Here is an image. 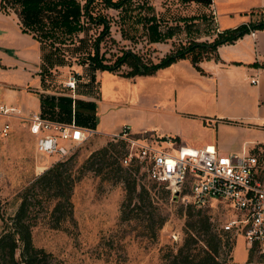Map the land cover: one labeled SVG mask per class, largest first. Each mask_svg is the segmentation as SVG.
I'll use <instances>...</instances> for the list:
<instances>
[{
	"label": "rangeland",
	"instance_id": "1",
	"mask_svg": "<svg viewBox=\"0 0 264 264\" xmlns=\"http://www.w3.org/2000/svg\"><path fill=\"white\" fill-rule=\"evenodd\" d=\"M78 1L82 3L84 0ZM94 2L92 12L102 14L109 21V32L98 43L99 53L104 54L106 61H111L123 48L138 52L144 59H156L180 41L191 38L210 39L216 31L209 0H130L123 4L120 12L104 6L100 0ZM150 6L160 20L161 29L165 25H174L175 22L180 25L179 28H174L170 37L149 41L142 25L134 22L136 16L152 12ZM4 8L2 12L17 15V5L5 3ZM180 17L185 19L181 20ZM18 24L20 26V21ZM100 28L101 25L84 21L81 31L73 32L69 36L65 34L67 37L64 40L61 39L63 33L57 32L60 38H53V45L56 46V53L63 56V62L53 63L41 71L44 84L58 88L73 73L74 86L66 85L67 88L64 85L71 94L89 90L93 96H98L99 81L96 73L100 69H94L95 76L90 82V66L82 59V54L91 49V39ZM121 29L128 35L121 33ZM28 32L40 36L41 41H38L41 52L53 48L48 43L52 35L46 38L37 29H30ZM77 36H83L86 43H77ZM126 68L123 64L110 71L119 75L118 72ZM100 84L102 97L114 93L117 90L115 85L120 86L113 74L105 69L101 72ZM144 91L146 92L143 90L139 93L138 102H116L113 107L121 106L123 109L119 108L114 113L115 117L117 120L126 119L130 127L135 125L134 121L142 119L146 125L154 124L168 132L172 120L160 114L161 111L152 105V93ZM127 113L131 114L130 120L126 118ZM25 135L26 132L11 127L8 135L0 136V228L1 216L12 213L17 205V190L33 175L56 160L64 159V164L70 167L71 175L75 176L90 150L101 146L107 140L118 142L106 134L92 131L82 142L67 144V153L60 156L55 152H38ZM263 146L264 143L258 148L264 149ZM123 150L124 146L119 143L107 149L106 159L113 160L110 165L114 168L110 170H106L110 165H106L101 171L82 168L70 191L72 218L63 219L58 226H52L47 212L40 208L35 223L31 226V239L35 245L49 250L54 258L64 264H161L163 253L169 248L175 249L188 230L200 231L204 227L203 223L208 222V229L215 230L220 237L217 258L222 264H264L254 248L251 251L248 249L249 244L247 245L241 232H230L221 228L227 218L236 215L227 201L210 198L202 204H196L190 200H181L160 184H145L140 180V174L129 173L122 165L115 169L117 160L120 164L118 157ZM37 164L43 166L38 167ZM132 176L134 189L129 205L137 202L139 207H133L132 212L136 211L135 215L120 218L124 184ZM140 186L146 188L148 197L144 195L138 200L137 191ZM149 214H152L153 220L146 218ZM159 214H164L165 219L159 227L154 228ZM197 234L198 237L205 236L203 231ZM226 238L228 241L224 243Z\"/></svg>",
	"mask_w": 264,
	"mask_h": 264
},
{
	"label": "crops",
	"instance_id": "2",
	"mask_svg": "<svg viewBox=\"0 0 264 264\" xmlns=\"http://www.w3.org/2000/svg\"><path fill=\"white\" fill-rule=\"evenodd\" d=\"M260 6H264V0H210L216 30L246 22L250 17L247 11ZM18 22L16 14L0 10V102L19 110L14 115L0 114V123L7 118L11 127L26 132L25 137L33 142V146L34 136L27 129L26 115L40 112L41 95L59 94L72 98L70 117L59 120L73 119L82 126L87 125L74 118L73 98L94 100L95 124L87 127L102 135L127 124L131 131L151 129L159 135L167 134L177 142L209 145L222 153L252 150L264 143V66L250 64L253 60L264 61V29L244 32L233 41L217 44L216 57L198 60L202 71L196 69L187 57H179L152 73L131 76L118 75L103 68L113 74L120 86L115 85L117 90L114 93L102 97L100 80L103 69L96 73L98 96L86 91L73 95L65 84L58 88L44 84L40 43L31 33L21 31ZM251 75L256 76V82H249ZM143 90L152 93V105L161 111L160 114L172 120L168 132L154 124L146 125L142 119L134 121L135 125L130 127L126 119L117 120L115 117L114 113L123 109L113 107L116 102H138ZM130 117L131 114L127 113L126 118L130 120Z\"/></svg>",
	"mask_w": 264,
	"mask_h": 264
},
{
	"label": "trees",
	"instance_id": "3",
	"mask_svg": "<svg viewBox=\"0 0 264 264\" xmlns=\"http://www.w3.org/2000/svg\"><path fill=\"white\" fill-rule=\"evenodd\" d=\"M94 1L84 0L79 3L78 0H6V2L0 0V10H5V3L17 5L18 10L16 13L20 21V30L28 32L30 29H37L46 38L52 35L53 37L48 39L49 45H53V38H60V36H57V32L63 33L61 39L64 40L67 37L65 34L69 36L73 32L81 31L84 21L101 25L98 33L91 39V49L85 50L82 54V59L86 60L90 66L88 76L90 82L94 79L95 68L116 70L124 64L127 68L118 73L131 76L133 74L152 73L158 67L167 65L179 57H187L196 69L202 71L198 60L210 56L216 57L217 44L233 41L236 37L250 30L264 29V6L253 7L247 11L250 17L246 22L234 27L216 30L210 39L191 38L184 42L180 41L174 47L157 56L156 59L151 57L144 59L138 52L130 48H123L111 61H106L104 54L99 53L98 43L109 32V21L102 14L92 12ZM127 1L130 0H100L104 6L118 9V12ZM150 8L152 7L150 6ZM180 18L181 20L185 19L184 17ZM134 22L142 25L143 32L149 41L170 37L174 28L180 27L178 22H175L174 25H165V28L161 29L160 20L156 17L153 8L150 13L136 16ZM120 32L128 35L124 29H121ZM32 36L41 41L39 35L32 34ZM76 39L77 43L82 42L80 45L86 43L83 36H77ZM55 47L53 45L52 49L41 52V71L53 63L63 62V56L56 53ZM250 64L264 66V61L253 60ZM85 91L89 92V90ZM71 99L70 96L62 94L56 96L41 95L39 113L43 116L68 119L70 117ZM73 101L75 121L94 127L95 101L81 97H75ZM118 143L120 146H124L121 140H118V142L107 140L101 146L90 150L83 158L79 166L80 171L75 176L71 175L70 167L64 164V159L56 160L33 175L17 190L18 202L14 211L4 217L1 216L0 264H64L54 258L49 250L32 242L31 226L35 223L36 214L40 211V208H44L48 217L52 220V226H58L63 219L72 218L70 191L75 179L78 178L84 168L101 171L106 165H110L113 160L106 159L107 149ZM113 159L116 161L115 158ZM121 165L117 160L115 169L123 166L129 173L131 172L127 166ZM112 168L114 167L110 165L106 170ZM133 178L134 176L131 179H126L124 184V195L120 201L119 209L120 218H129L135 215L136 211L132 212L133 207H139L137 202H133L131 206L129 205L133 196ZM144 195L148 197V192L145 187L140 186L137 191V199L141 200ZM146 218L153 220L152 214H149ZM164 219L165 215L159 214L155 220L154 228L159 227ZM186 223L190 224L187 220ZM203 224L202 230H195L196 232L188 230L182 242L175 249L169 248L168 251L164 252L161 264H222L217 258L220 237L215 230L208 229V222ZM201 231L205 233V236L198 237L197 233ZM227 241L226 238L224 243H227ZM248 249L251 251L252 246H249Z\"/></svg>",
	"mask_w": 264,
	"mask_h": 264
},
{
	"label": "built area",
	"instance_id": "4",
	"mask_svg": "<svg viewBox=\"0 0 264 264\" xmlns=\"http://www.w3.org/2000/svg\"><path fill=\"white\" fill-rule=\"evenodd\" d=\"M252 33V30L249 31ZM75 74L64 80L74 86ZM249 82H256L251 75ZM13 106L0 102L1 115L18 114ZM25 120L34 136L38 152L67 153V144L80 143L93 131L74 122L29 112ZM11 130L7 118L0 123V136ZM108 136L123 141L124 150L118 157L140 180L161 184L181 200L202 204L210 198H219L236 212L227 218L221 228L241 232L248 246H252L264 260V152L257 146L240 152L222 153L212 146H194L175 141L171 136L156 134L151 129L131 131L127 124ZM136 176V175H135Z\"/></svg>",
	"mask_w": 264,
	"mask_h": 264
},
{
	"label": "water",
	"instance_id": "5",
	"mask_svg": "<svg viewBox=\"0 0 264 264\" xmlns=\"http://www.w3.org/2000/svg\"><path fill=\"white\" fill-rule=\"evenodd\" d=\"M173 193H176V191H174Z\"/></svg>",
	"mask_w": 264,
	"mask_h": 264
}]
</instances>
